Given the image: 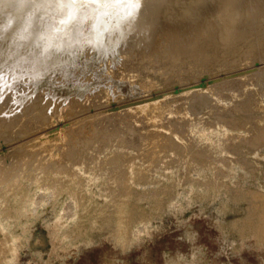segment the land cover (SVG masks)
Segmentation results:
<instances>
[{"label": "rangeland", "instance_id": "1", "mask_svg": "<svg viewBox=\"0 0 264 264\" xmlns=\"http://www.w3.org/2000/svg\"><path fill=\"white\" fill-rule=\"evenodd\" d=\"M244 55L193 76L161 68L153 77L164 84L123 98L87 97L67 110L45 107L34 88L25 91L35 98H25L18 79L3 80L0 264H264V51ZM145 101L165 105L129 124L130 108ZM114 111L129 118L104 121ZM96 117L105 123L98 127ZM141 128L149 132L140 136ZM65 130L72 134L65 145L53 158L45 145V156L40 137ZM155 135L166 157L151 162L139 139Z\"/></svg>", "mask_w": 264, "mask_h": 264}, {"label": "bare ground", "instance_id": "2", "mask_svg": "<svg viewBox=\"0 0 264 264\" xmlns=\"http://www.w3.org/2000/svg\"><path fill=\"white\" fill-rule=\"evenodd\" d=\"M211 1L212 0H141L142 7L136 19L130 24H125L121 33H117L114 30V25H110L111 30L104 32L101 41L98 43L94 36V26L97 24V21L90 10L80 9L75 19L68 23H63L62 21L68 9L65 8L61 10L58 8L56 0H29V2H24L23 0V4L20 3L22 0H0V84H3V80L5 79H18L23 85V91L27 89L32 92L31 89L34 88V93L38 95V98L41 96L40 99L43 100V105L45 107L50 106L52 110L54 107L67 110L73 108L74 105L77 106L81 104L82 100L87 97L100 100V97L112 94L114 97L119 98L128 95L132 91L136 92L135 90H139L137 92H140V89L146 90L152 87L155 88L157 84H164L161 82L156 83L155 81L157 80L153 77L156 75L155 71L161 68L164 70L182 68L187 69L189 72L192 70L199 73L200 71L204 72L205 67L207 68L209 64L213 63V65L217 63L216 65H219L220 68V64L227 59L228 56H230L228 57L229 61H227L228 59L224 61H227L226 63H230V58L233 57L238 60L236 57L240 58V55L247 54L255 56L260 50L264 51V0H213V4H211ZM18 5L22 6L23 9L24 6L27 8L23 10L22 7ZM47 8L55 10H52V12H55L53 15L55 18L58 16L57 19L54 20V17H51L53 13H48L49 15H46V12H48L46 10ZM26 9L30 11L26 13L27 15L24 13ZM21 10H23L24 14ZM51 10L49 12H51ZM109 11H115V9H109ZM257 44L263 45L260 50L256 47ZM234 59L231 60V64ZM237 60H235L236 64L239 63L242 58L238 60L239 62H237ZM222 64L224 65L225 63ZM212 68H214V66H212ZM160 71H162V69ZM180 71L181 70H179V72ZM172 73L170 74L172 75ZM191 73L192 72L189 74L193 76L194 74ZM185 74L187 76L189 75L186 72ZM165 75L171 76L168 73ZM165 75H163V77ZM179 75L180 78L181 76L187 79L190 78L185 77L184 74ZM168 76L167 79H169ZM173 76L174 75L171 77L174 78ZM175 78L178 79V76ZM184 78L182 81H184ZM158 86V89H160L162 85ZM25 92L28 93L25 98H28L30 96L29 92ZM25 92L24 94H26ZM11 94L14 95L15 93L12 92ZM31 94L30 97L33 96L35 98L33 93ZM134 94L131 93V95ZM4 97L5 94L1 98L2 101ZM33 97L32 99H34ZM26 100L28 101V99ZM42 100H40V102L38 100V103H41ZM154 101H148V103L145 101L147 104L136 106L135 109L130 108V111L133 110L135 115L129 119V124L132 120H134V123H137L135 121L138 120V112L151 113L153 116L160 112L165 102ZM38 103L36 104L37 106L35 105L36 107H38ZM12 104L11 102V105ZM4 105H6V102ZM25 105L27 106L29 103ZM13 106L15 105L13 104ZM125 106L129 107V105ZM177 106L178 105H176V107ZM25 108L27 109V107ZM23 110L24 108L22 111ZM43 113L44 112H42L41 116L44 115ZM38 114H41V112ZM94 114L96 115V113ZM126 117L129 118L126 114L124 115V113L120 114L117 112L116 114H108L106 117L105 115L102 116L104 121L106 119L108 123L112 121V118H120V120L123 121ZM9 118L11 119V117ZM38 118L36 117V119ZM97 118L98 117H96V119ZM100 118L97 119V121L100 120L101 124L98 127L105 123L102 121L103 119L101 118V120ZM96 119H94V121ZM30 120L27 121L30 123ZM97 121H95V123ZM134 125L133 128H135ZM137 126L133 129L134 131L139 129ZM143 126L144 125H142V127ZM144 128L147 127L144 126ZM142 129L143 128L140 129V136H142L141 134H144V132L146 133V131L149 132V129ZM75 131H77V129ZM71 132L74 133V130ZM78 132L79 131L76 133ZM76 133L75 135L80 136V134ZM151 133L153 134L154 131H151L149 134ZM69 135V130H65L59 131L53 136L46 135L47 137H40L42 141L44 138L46 140L44 141L45 143L40 142L41 144L43 143L42 145L44 148L39 144L41 139L35 141L36 143L38 141L37 144H39V147H42V150L44 149L43 151L40 149L42 153L47 149L45 145L49 147L47 154H53V158L55 156L53 150L59 148L58 146H63V140L69 139L70 137H67ZM124 135H126V131ZM156 135L145 137V139L143 137L139 139L142 140V144L148 142V147H145L148 150L145 151V153H141H144L142 157L151 162L160 161L161 158L166 157L164 154V147ZM140 136H136V140L134 139L135 136H133V139L137 141ZM74 137L75 142L77 138L76 136ZM71 139H73V137ZM121 139V143H124ZM127 139L129 140L128 136ZM167 141H170L169 138ZM71 143L72 141L69 143L70 146ZM139 143L140 141L138 144ZM31 145H33V143ZM34 147L36 149L38 148L37 145ZM234 148L236 147L234 146ZM36 149L33 150V152H36ZM66 149H64V151ZM37 150H39V148ZM58 151H61V149ZM69 152L68 150L67 154ZM42 153L38 155L40 156ZM61 153L64 155L66 154L63 150ZM61 153L59 154L60 156ZM59 155L57 154L55 159L60 158L58 157ZM36 158L33 159L36 160ZM49 158L52 161L51 156ZM61 158L60 160H62ZM29 159L30 158H28V162L31 160ZM33 159V165H36L38 159L36 160L37 162L34 160L36 163H34ZM40 159L43 161L42 157H39V160ZM32 162L30 165H32ZM39 164H41V162ZM39 167L46 166L42 163V166L40 165Z\"/></svg>", "mask_w": 264, "mask_h": 264}, {"label": "snow or ice", "instance_id": "3", "mask_svg": "<svg viewBox=\"0 0 264 264\" xmlns=\"http://www.w3.org/2000/svg\"><path fill=\"white\" fill-rule=\"evenodd\" d=\"M56 3L61 10L68 9L63 23L75 19L80 9L90 10L97 21L94 36L98 43L103 33L111 30L110 25H114V30L121 33L125 24L136 19L142 7L141 0H56Z\"/></svg>", "mask_w": 264, "mask_h": 264}]
</instances>
